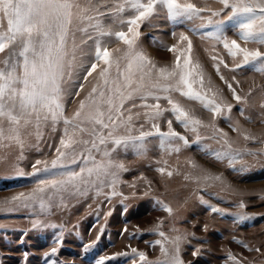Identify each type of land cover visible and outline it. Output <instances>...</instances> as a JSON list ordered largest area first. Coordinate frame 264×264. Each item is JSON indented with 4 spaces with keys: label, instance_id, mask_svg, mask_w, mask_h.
Returning <instances> with one entry per match:
<instances>
[{
    "label": "snow or ice",
    "instance_id": "snow-or-ice-1",
    "mask_svg": "<svg viewBox=\"0 0 264 264\" xmlns=\"http://www.w3.org/2000/svg\"><path fill=\"white\" fill-rule=\"evenodd\" d=\"M162 20L170 22L173 29L186 28L171 31L174 43L158 42L172 54L171 62L165 65H159L145 51L141 40L142 26L159 29ZM229 31L239 39L231 38ZM189 33L213 41L204 51L216 75L238 104L247 105L252 90L240 95L233 86V82L239 84L234 73L243 65L255 67L259 63L255 70L264 74V0H204L203 6L193 0H0V163L17 176L30 175L34 180L30 191L0 201V209L15 211L38 205L47 217L54 209L66 207V200L89 197L92 192L109 200L124 198L117 190L123 182L121 174L128 171L119 158L121 151L126 154L131 150L136 157L147 158L153 141L160 153L154 160L155 171L162 178H171L179 171L178 167L170 168L165 157H178L182 148L192 143L205 156L226 161L233 171L244 155H264V148H234L229 134L218 126V119H227L245 141L264 143V137L258 140L233 121L234 105L225 99L223 90L211 87V78L205 81L204 67L194 55ZM112 44L117 46L110 47ZM248 44L257 47L249 48ZM69 103L74 104L71 112L67 110ZM196 104L211 113L212 119L206 122L198 116ZM260 108L264 117V101ZM245 111V107L239 109L242 116ZM246 118L251 121V117ZM164 123L166 129L162 128ZM174 123L194 140L176 131ZM48 129L61 130L55 156L50 161L36 159L32 173H26L18 161L25 159L29 150H39L47 143ZM202 130L209 134H202ZM209 140L220 147L213 148L206 142ZM186 163L197 174H185V179L205 186L219 182L223 190L233 191L222 174L208 171L191 158H186ZM141 178L151 191L152 182ZM199 199L208 204L203 195ZM157 203L169 216L175 214L169 203L159 198ZM209 207L213 213L225 212ZM238 207L246 205L241 200ZM234 215L238 221L250 219L244 213ZM162 225L161 220L153 231L163 238L154 242L161 246L163 264H185L180 244L186 236L168 237L160 230ZM32 227L57 226L41 218L34 220ZM204 227L207 230V225ZM99 239L97 236L96 242ZM53 242L57 247L45 254L46 264H58L51 258L64 242L62 230ZM243 247L260 253L259 260L253 257L247 264H264V245L245 243ZM200 251L195 248L192 255ZM131 252L146 264L145 252L136 248ZM127 255L100 256L94 264H110ZM228 259L245 264L244 258L231 252Z\"/></svg>",
    "mask_w": 264,
    "mask_h": 264
},
{
    "label": "rangeland",
    "instance_id": "rangeland-1",
    "mask_svg": "<svg viewBox=\"0 0 264 264\" xmlns=\"http://www.w3.org/2000/svg\"><path fill=\"white\" fill-rule=\"evenodd\" d=\"M203 6L204 0H193ZM212 3V0H208ZM159 29L142 26L141 40L145 51L151 55L159 65L171 62L172 54L158 46L159 41L171 44L175 41L170 35L171 31H185L183 26L176 27L170 22L160 21ZM194 45V55L198 56L204 67L205 81L211 78V87L221 89L225 99L234 105L232 109L233 121H238L242 129L255 135L258 140L264 137V117L261 116L260 104L264 101V74L256 71L259 63L243 65L234 75L239 84L233 82L237 92L248 95V104H238L228 92L226 86L220 81L215 69L204 49L212 45L213 41L197 34L189 33ZM228 35L239 39L232 31ZM155 41V42H154ZM244 43L243 41H239ZM116 44L110 47H116ZM249 48L257 47L248 44ZM264 50V48H262ZM225 74L231 75L225 70ZM91 79V78H90ZM87 88V82H85ZM196 114L206 122L212 119L211 113L203 110L198 104L193 105ZM73 103H69L67 110L71 112ZM241 107L246 111L242 116ZM246 117H251V121ZM217 124L229 134L236 149L259 150L264 148V143L245 141L229 126L227 119H218ZM176 131L187 135L194 140L191 133L186 132L181 126L174 123ZM166 129V123L162 124ZM61 130L45 132L46 144H41L40 149H31L26 152V158L18 161L19 167L26 173H32L31 165L36 159L51 160L55 156V145L59 143ZM202 134L209 133L202 130ZM213 148L220 145L213 141H206ZM155 141L149 144L150 151L147 158L136 157L131 150L128 153L121 151L119 158L124 160L128 171L121 174L122 183L117 185V190L124 193V198L112 197L110 200L104 195L97 196L95 192L89 197L68 199L66 207L53 210V214L45 217L38 205L30 208H19L15 211L0 209V264H46V253H49L54 244L56 234L63 231L64 242L58 247L55 259L58 264H94L100 256H112L115 253L127 252V256H120L110 264H145L139 257L132 254L131 249L136 248L147 255L146 264H163L164 256L161 246L154 242L163 239L154 226L163 221L161 231L166 236L174 237L184 234L186 239L180 244V255L185 264H233L228 259L231 252L238 258L248 260L260 253L249 252L243 244L259 247L264 245V155L254 157L244 155L242 161L235 164L236 171L228 166L227 162L216 161L210 156H205L195 143L182 148L179 156L172 154L166 156L170 168L179 171L171 178L161 177L155 171V159L160 158V153L154 148ZM51 145V147H50ZM186 158L195 160L199 165L214 174H222L233 191H225L219 182L209 183L207 186L198 184L194 179H185V174L195 175L197 170L191 169L186 163ZM242 169V170H241ZM151 181V191L144 179ZM135 185V187H130ZM34 187V180L30 175L17 176L15 172L0 163V201L10 198L20 192H28ZM110 192L109 188L104 189ZM200 195L208 204L200 202ZM157 198L169 203L174 210L173 216L163 211L157 203ZM243 201L245 208H239ZM209 205L224 209V214L213 213ZM244 213L250 219L238 221L236 213ZM47 218L57 227L33 228V221ZM207 225V230H205ZM175 228L178 231H172ZM101 229L103 231L101 232ZM126 229V230H125ZM194 234V237L192 236ZM100 239L96 242V237ZM93 242H95L93 244ZM242 242V243H241ZM87 245H91L86 247ZM166 247L171 249V244L166 242ZM195 248H200V254L193 256ZM264 252V248H261Z\"/></svg>",
    "mask_w": 264,
    "mask_h": 264
}]
</instances>
